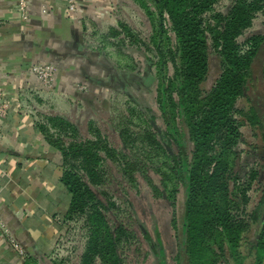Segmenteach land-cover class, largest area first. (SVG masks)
<instances>
[{"label": "trees", "instance_id": "16d2710c", "mask_svg": "<svg viewBox=\"0 0 264 264\" xmlns=\"http://www.w3.org/2000/svg\"><path fill=\"white\" fill-rule=\"evenodd\" d=\"M136 7L145 27L124 17ZM120 14L83 24V47L130 79L105 111L84 117L43 91L22 98L60 154L69 204L58 220L77 235L67 257L27 254L23 264H131L143 242L142 259L169 264L158 228L138 212L164 197L172 264H264V196L250 207L258 172L239 168L243 126L264 136V0H120ZM211 56L217 75L204 89Z\"/></svg>", "mask_w": 264, "mask_h": 264}, {"label": "crops", "instance_id": "0c3cea01", "mask_svg": "<svg viewBox=\"0 0 264 264\" xmlns=\"http://www.w3.org/2000/svg\"><path fill=\"white\" fill-rule=\"evenodd\" d=\"M79 1V8L70 12L65 0H24L27 18L23 19L20 0H0V93L9 108L0 117V220L24 250L23 258L48 254L59 215L69 204L60 181V154L44 142L22 99L26 91H43L30 67L53 62L55 87L42 93L62 99L59 94L67 92L65 99L73 105L81 106L83 98L109 91L107 82L98 78L100 56L83 47V24H116L120 0ZM111 6L115 23L107 21ZM0 264H20V255L1 231Z\"/></svg>", "mask_w": 264, "mask_h": 264}, {"label": "rangeland", "instance_id": "374dc122", "mask_svg": "<svg viewBox=\"0 0 264 264\" xmlns=\"http://www.w3.org/2000/svg\"><path fill=\"white\" fill-rule=\"evenodd\" d=\"M123 13L126 20L133 26L145 27V24L147 25L145 19H142V12L139 8H137L135 12H130L129 8H124ZM142 22L145 23L143 24ZM259 30H262V26L259 21H256L253 31ZM97 60L98 64L100 65L98 67L100 71V73H98V78L107 82V88L109 91L104 90L103 92L98 93L96 96H90V99L83 98L82 102L80 101L81 109L79 112H82V116L84 117L91 115V110H95L97 112L105 111L111 103L110 100H108L110 99V96H114V94L117 92H123L125 81L130 80L129 77H115L111 72V66L104 57L100 56ZM216 75L217 70L215 62L213 56H211L208 78L203 83L204 89H208L211 86ZM133 79L139 82V84H145L143 78L140 76H135ZM82 89V91H84L86 87L83 86ZM66 94L68 95V93L65 92V94L62 93V95L59 94V96H62L63 100L65 99ZM239 104L243 105L245 104V101L242 100ZM60 105L64 106L63 104ZM71 109H75V107L72 106ZM81 120L83 121L84 118ZM155 125H161V122L158 121L155 123ZM242 133V141L239 144L241 153L239 168H245V165L248 167L254 166L258 172L256 181L253 185V190L250 192V207L252 208V206H254L257 201L264 196V192L262 190L264 188V136L262 135V130L260 128H252L248 125L243 126ZM174 149L175 151L177 150L176 147H174ZM178 196L176 211L177 213H180L183 206V197L181 193H179ZM171 210L172 207L165 197L152 202L146 199L145 201H142L140 207L138 208L141 219L147 222V227L152 229L151 226L154 224V226L158 228L160 239L163 242L169 264H172V256L175 252L174 230L172 229L171 225ZM151 234L154 235L153 232ZM255 234L256 231L254 229L249 233L250 238ZM153 239H155V237ZM76 240L77 235L68 233L66 226L63 225L60 220H58L56 230L47 244L48 254H50L52 258H55L56 256L67 257L69 251L73 248L74 244H76ZM146 247V244L143 242L140 250L132 252L134 254L133 258L135 259H133L131 264H159V260L153 256H148L142 259V252L146 249Z\"/></svg>", "mask_w": 264, "mask_h": 264}, {"label": "built area", "instance_id": "2783aa9c", "mask_svg": "<svg viewBox=\"0 0 264 264\" xmlns=\"http://www.w3.org/2000/svg\"><path fill=\"white\" fill-rule=\"evenodd\" d=\"M67 4V8L70 12H75L79 8V0H65ZM108 2H111L109 0ZM110 6V5H109ZM19 14L21 18H27L25 2L24 0H20L19 2ZM106 12V10H105ZM113 6L107 8V21L109 23H115V16L113 15ZM30 72L34 75V77L38 80L41 90L51 92L54 89L55 85V76H56V65L53 62H37L33 63L30 67ZM84 85L76 84V88L83 90L82 87ZM85 87V86H84ZM2 94L0 93V117H5L8 112V104L5 101H2ZM1 131V125H0ZM0 231L3 235L9 238L13 249L17 251V254L20 255V264L23 263L24 250L22 247L11 238L10 230L7 227L6 223L3 220H0ZM19 263V262H18Z\"/></svg>", "mask_w": 264, "mask_h": 264}, {"label": "water", "instance_id": "95a60500", "mask_svg": "<svg viewBox=\"0 0 264 264\" xmlns=\"http://www.w3.org/2000/svg\"><path fill=\"white\" fill-rule=\"evenodd\" d=\"M154 128H157V126H156V125H154Z\"/></svg>", "mask_w": 264, "mask_h": 264}]
</instances>
